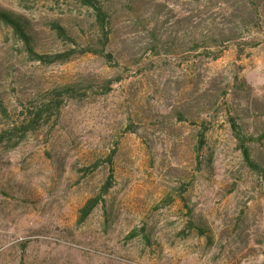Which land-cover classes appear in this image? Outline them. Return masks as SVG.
Returning <instances> with one entry per match:
<instances>
[{
    "label": "rangeland",
    "instance_id": "obj_1",
    "mask_svg": "<svg viewBox=\"0 0 264 264\" xmlns=\"http://www.w3.org/2000/svg\"><path fill=\"white\" fill-rule=\"evenodd\" d=\"M99 2L0 0V264H264V0Z\"/></svg>",
    "mask_w": 264,
    "mask_h": 264
},
{
    "label": "trees",
    "instance_id": "obj_2",
    "mask_svg": "<svg viewBox=\"0 0 264 264\" xmlns=\"http://www.w3.org/2000/svg\"><path fill=\"white\" fill-rule=\"evenodd\" d=\"M71 1L78 2L81 5L92 8V10L95 13L96 21L100 29L102 30L105 27L106 16L101 7L99 0H71ZM0 23L5 25L12 31L13 35L22 42L23 47L25 51L28 53V55L34 60H37L43 63L47 62L50 64L52 62L61 61L67 55V54H58V55H53V56H47V55H41V54L36 53L33 48L32 35L27 31L25 22L22 20V18L1 7H0ZM56 31H57L58 36L64 37V38L66 37L65 31L61 27L56 26ZM103 38H104V41L101 47L105 48V45L107 42V36L104 33H103ZM91 50L92 49H86L83 52H92ZM97 52L101 54L104 53L103 51H97ZM105 56L107 58L110 55H105ZM1 106L2 104L0 102V109H1ZM244 155H245L246 160H249V153L246 149H244ZM96 203H97L96 200L94 201L91 200L84 206V208L81 210V212L84 213V216H86L90 212L91 208Z\"/></svg>",
    "mask_w": 264,
    "mask_h": 264
}]
</instances>
